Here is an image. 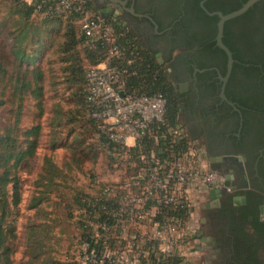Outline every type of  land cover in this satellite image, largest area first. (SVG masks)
Wrapping results in <instances>:
<instances>
[{"label":"trees","instance_id":"trees-1","mask_svg":"<svg viewBox=\"0 0 264 264\" xmlns=\"http://www.w3.org/2000/svg\"><path fill=\"white\" fill-rule=\"evenodd\" d=\"M200 1L194 0L192 10L197 20L196 25L201 27L202 33L189 37L191 41H198V52L206 58L215 57V54L220 52L224 60V68L221 69L225 73L227 55L216 45L215 40L219 17L206 13L200 6ZM246 1L206 0L205 7L210 12L221 11L226 14L240 8ZM3 2H7V12L0 18V109L10 104L13 109L17 102L19 105L13 124L4 126L0 115V264H13L16 225L10 218L13 208L22 201L21 181L17 173L24 161L35 156L40 130L39 125L27 130L22 128V106L29 90L34 93L41 90L35 84L42 80L44 75L38 63L45 57L48 48L54 45V41L57 44L59 59L56 63L59 67L55 71L58 77L54 85L68 84V96L76 106H81L85 111L89 127H81L79 131L72 127L64 144L69 150V157L62 166L54 162L51 156L44 157L42 170L36 180L37 193L32 197L30 208H36L38 212L43 211L40 205L50 200L53 194L56 197V205L70 212V217H74V211H77L81 218V236L78 240L85 239L89 237L85 227L88 220L105 219L103 204L108 207L115 206L118 196L122 193V190H118L115 195L107 198L100 188L96 194L82 189H75L72 198L66 194V190L72 188L70 182L73 179V171L82 170L86 164L94 166L97 163L100 154L97 146L103 147L114 165H127L130 170L127 177H134L144 166L142 155L148 157L154 152L161 159H172L173 156H180L187 151L194 138L182 121L180 103L183 99L176 91L175 79L168 70L173 61L172 54L161 63L156 51L143 44L126 26L109 20L90 0L84 4L83 11L71 9L59 14L47 11V6L56 3V0H0V6ZM87 12H93L94 17H105L112 25L115 43L121 51L120 57L113 61V64L122 70L118 88L126 94H162L166 99V122L154 124L150 132L135 146L108 144L107 139L96 129L90 115L87 102V71L91 66L105 61L110 43L107 39L87 36L83 32L79 21ZM36 16L41 17L37 19ZM232 25L237 26L236 32L229 30ZM1 34H5V38ZM55 36H58V40H55ZM223 42L232 51L235 59L233 73L242 68L248 76L264 77V1L255 3L244 14L228 20L224 27ZM198 66L202 69L207 64L200 63ZM28 72L32 74L31 78L27 77ZM237 101L242 105L246 104L242 99ZM56 106V118L53 122L60 126L63 120L62 107L59 103ZM143 186L144 182L141 180L139 188L135 187L134 192L140 194ZM190 213L191 211H177L168 207L161 208L158 217H174L181 220V224L185 226ZM54 221L49 215L38 223H28L25 249L27 260L24 264H74L54 255L56 241L53 231L57 220L55 223ZM237 248L240 252L235 255L234 264L259 262L256 250L250 252L248 246L243 243H239ZM173 260L175 264H190L178 255H175Z\"/></svg>","mask_w":264,"mask_h":264},{"label":"flooded vegetation","instance_id":"flooded-vegetation-1","mask_svg":"<svg viewBox=\"0 0 264 264\" xmlns=\"http://www.w3.org/2000/svg\"><path fill=\"white\" fill-rule=\"evenodd\" d=\"M92 1L100 13L156 51L161 63L172 54L168 70L183 99L182 121L203 145L206 157H228L211 160L232 175L231 188L213 200L211 244L218 252L217 264H234L239 243L257 251L255 264H264V77L248 76L242 68L233 73L234 60L222 96L228 58L223 73L220 52L206 58L198 52V41H191L189 36L202 33L192 10L194 0ZM229 30L236 32L237 26ZM200 63L207 66L200 69Z\"/></svg>","mask_w":264,"mask_h":264},{"label":"built area","instance_id":"built-area-1","mask_svg":"<svg viewBox=\"0 0 264 264\" xmlns=\"http://www.w3.org/2000/svg\"><path fill=\"white\" fill-rule=\"evenodd\" d=\"M86 2L56 0L47 6V11L51 14L71 9L83 11ZM79 25L87 36L104 38L110 43L105 61L87 71V102L95 127L108 144L135 146L154 124L166 122V99L162 94L124 92L122 96L123 90L118 88L122 70L113 64L121 51L115 43L112 25L105 17H94L89 12ZM194 141L187 151L172 159H161L154 152L148 157L142 155L144 166L138 175L119 183L103 184L101 193L107 198L118 190L122 193L115 206L103 204L105 219L88 220L85 227L89 237L78 240L79 247L70 251L66 260L74 264H175L173 257L178 255L188 262L190 248L183 247L190 243L186 231L188 219L184 226L174 217L159 218L161 208L192 213L193 189L205 195L211 189L225 190L232 186V180L231 185H226L228 168L208 166L203 145ZM141 180L144 186L138 194L134 188H139Z\"/></svg>","mask_w":264,"mask_h":264},{"label":"rangeland","instance_id":"rangeland-1","mask_svg":"<svg viewBox=\"0 0 264 264\" xmlns=\"http://www.w3.org/2000/svg\"><path fill=\"white\" fill-rule=\"evenodd\" d=\"M5 3L3 2L0 6L1 19L3 14L7 12V2ZM92 14L94 13H89L91 16ZM36 17L39 19L41 16ZM1 36L5 38V34H1ZM55 40H58V36H55ZM56 49L57 44L54 41V45L48 48L45 57H42V60L38 63L44 75L43 79L35 82V84L41 90L36 93L29 90L23 101L21 113L22 128L27 130L39 125L40 130L37 137L38 147L35 156L24 161L17 173L21 181L22 201L17 207L13 208L14 211L10 218L15 221L16 225L15 251L12 256L13 264H24L27 260L25 249L28 223H38L49 215L51 219L53 218L55 220L54 223L57 220L53 231L56 241V244L54 243V255L57 258L66 259L70 251L72 253L74 249L79 247L78 239L81 236L79 220L81 218L77 211H74V217H70V212L56 205V197L53 194H51L50 200H46L40 205L43 211L38 212L36 208H30L32 197L37 193L36 180L39 172L42 170L44 157L49 155L54 159V162L62 166L69 157V150L64 144L67 141V135L72 127L77 131L81 127H89L87 122L88 116L85 111L82 110L81 106H76L75 102L68 96L70 93L68 84L61 83L54 85L56 77H58L55 71L59 67L56 64L59 60L57 55L58 50ZM27 77L31 78L32 74L28 72ZM58 103L62 107L61 117L63 120L60 126L53 122L54 118H56V105ZM18 105L19 102L15 104L13 109L12 104L0 109L1 122L4 126L14 123L18 113ZM64 112H66L65 116ZM67 116L70 120H66ZM184 130L186 131L185 127ZM194 142L198 143L197 141ZM97 149L100 154L94 166L86 164L82 170L75 169L73 171V179L70 182L72 188L66 190L69 198L73 197L76 191L75 189H82L85 192L96 194L103 184L119 183L129 175L130 170L127 165H114L111 159L105 154L103 147L97 146ZM208 198L204 202L209 203ZM213 203H209L210 208L205 207V204L203 205L204 207L199 215L200 218L207 217L213 220L212 207L215 205ZM199 229L206 230L207 234L212 236L213 229L211 224L209 226L205 225V227L199 225ZM187 261L191 264L202 263V259L198 260L194 257H189Z\"/></svg>","mask_w":264,"mask_h":264},{"label":"crops","instance_id":"crops-1","mask_svg":"<svg viewBox=\"0 0 264 264\" xmlns=\"http://www.w3.org/2000/svg\"><path fill=\"white\" fill-rule=\"evenodd\" d=\"M90 1L93 3L92 0ZM191 136L194 137L192 134ZM194 140L196 139L194 138ZM205 158H206V164L208 166H213L211 164V160L209 159V157H205ZM204 194L205 195L199 193L197 194V191L195 189L192 190L191 195L192 198L195 200V204H194V209L191 215L189 216L186 225V231L189 232L190 234V243L188 244L189 246H183V247L190 248L189 256L187 257H194L198 260L202 259L201 264H217L219 259V257H217L218 252L211 244V236L207 234L206 230L199 229V225L205 227V225L209 226L211 224V219L207 217H201V218L199 217L202 208L204 206L210 208L209 203L214 202L211 196V192H207ZM207 198L209 203H206V201L204 202V200L205 199L207 200ZM183 252L185 253L186 250H183Z\"/></svg>","mask_w":264,"mask_h":264},{"label":"water","instance_id":"water-1","mask_svg":"<svg viewBox=\"0 0 264 264\" xmlns=\"http://www.w3.org/2000/svg\"><path fill=\"white\" fill-rule=\"evenodd\" d=\"M259 1H264V0H247L245 3H243V5L240 8H238L232 12L226 13V14L222 13L221 11L210 12L207 9H205L209 14L218 15V17H219V20L217 22V34H216L215 39H216L217 45L225 51V53L227 54V58H228L227 74L225 77H222L224 82H225L223 87H222V96L223 97H225V94H224L225 84H226V81L228 79V76L230 75V73L232 71L233 63L235 60L233 58L232 51L223 42L225 23L228 20L234 19V18L244 14L249 8H251L255 3L259 2ZM204 2H205V0H202L201 5H202V7L205 8ZM121 95L122 96L125 95L124 91H121ZM227 158L228 157H222L221 156V157L211 158V160H215V159L223 160V159H227ZM231 179H232V175H228V180L226 181L227 186L231 185ZM210 192H211L212 198L216 199L219 196V194L221 193V190L218 188H214V189H211Z\"/></svg>","mask_w":264,"mask_h":264}]
</instances>
